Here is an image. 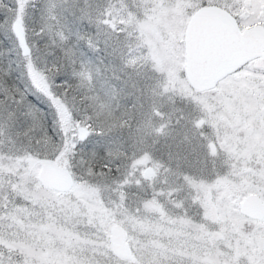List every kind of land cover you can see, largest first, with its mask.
I'll return each mask as SVG.
<instances>
[{"label":"snow or ice","instance_id":"obj_1","mask_svg":"<svg viewBox=\"0 0 264 264\" xmlns=\"http://www.w3.org/2000/svg\"><path fill=\"white\" fill-rule=\"evenodd\" d=\"M0 264H264V0H0Z\"/></svg>","mask_w":264,"mask_h":264}]
</instances>
